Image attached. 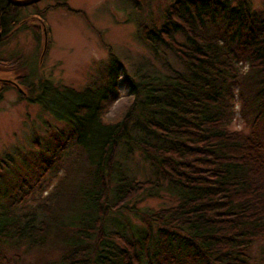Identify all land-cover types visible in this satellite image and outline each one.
Wrapping results in <instances>:
<instances>
[{
  "label": "trees",
  "instance_id": "1",
  "mask_svg": "<svg viewBox=\"0 0 264 264\" xmlns=\"http://www.w3.org/2000/svg\"><path fill=\"white\" fill-rule=\"evenodd\" d=\"M60 6L72 9L33 4L31 14L44 22L35 26L21 14L26 6L0 0V45L22 28L39 34L48 10ZM139 31L183 68L135 78L114 59L99 89L43 87L40 102L47 88L68 116L55 110L57 119L77 128L57 136L34 182L23 178L0 192V264H264V8L176 0L160 24L141 22ZM14 56H0L9 63L2 69L24 65ZM120 78L133 100L112 121L105 114ZM16 80L27 95L0 83V97L13 88L33 99L30 79ZM236 88L249 132L231 126ZM164 192L166 206L136 204Z\"/></svg>",
  "mask_w": 264,
  "mask_h": 264
},
{
  "label": "rangeland",
  "instance_id": "2",
  "mask_svg": "<svg viewBox=\"0 0 264 264\" xmlns=\"http://www.w3.org/2000/svg\"><path fill=\"white\" fill-rule=\"evenodd\" d=\"M174 1L176 0L40 1L42 8L57 2H67L72 9L60 6L61 8L48 10L46 18L50 35L46 27L39 34L32 28H22L14 37L0 45V56L13 55L15 58L14 55H20L19 61L28 65L18 71L0 69V77L16 80L17 77L26 75L35 88L31 96L33 99L23 97L13 88L6 90L0 97V168L5 165L9 167L6 171L0 170V192L18 185L23 178L34 182L39 176V169L50 158L47 150L57 145V136H68L77 128L74 121L57 119V112L60 113L62 106L58 102L54 103L53 95L48 97L52 92L47 88V92H44L47 99L43 100L44 103L40 102L43 87L48 85L64 91L71 89L81 92L89 87L99 89L110 68L116 67L114 59H118L135 78H139L141 73H168L172 68H183L180 59L167 47H164L165 55L156 54L139 31L141 22L154 21L160 24L165 8ZM248 2L254 13L263 12L264 0ZM234 5L236 4L233 3L232 6ZM28 8L21 14L34 11L32 6ZM31 18L24 17L27 20H32ZM240 67V71H243V67ZM28 69L35 74L34 77ZM37 77H40L39 80ZM119 84L118 97L105 114L112 121L118 119L133 100L128 89L121 85V78ZM234 92L233 103H241L237 88ZM232 116L233 128L251 131L252 118L244 115L242 103L240 112L237 114L233 111ZM263 127L264 122L261 121L258 127L260 132ZM133 159V165H141L139 156H134ZM142 172L147 173L146 170ZM50 174L46 172L42 181L47 182ZM38 190L39 187L35 191L38 193ZM0 198H3L2 195ZM170 200L171 197L166 192L161 197L144 194L136 204L142 208H158L166 206ZM254 256L258 257L257 251Z\"/></svg>",
  "mask_w": 264,
  "mask_h": 264
},
{
  "label": "flooded vegetation",
  "instance_id": "3",
  "mask_svg": "<svg viewBox=\"0 0 264 264\" xmlns=\"http://www.w3.org/2000/svg\"><path fill=\"white\" fill-rule=\"evenodd\" d=\"M9 1V0H8ZM40 1L41 0H39L38 2H36V3H38V6L40 7V8H42V6L39 4L40 3ZM10 2V1H9ZM33 4H35V3H33ZM33 4H29V5H25L26 7H27V9H29L28 7H30V6H32ZM61 8V7H60ZM59 9V8H58ZM26 10V9H25ZM32 12H35V10L34 11H32ZM31 12V13H32ZM31 13H27L26 15L30 18V17H32L31 19L32 20H30V22H31V24H36V25H43L44 24V22H42V21H40L39 20V15L38 14H31ZM25 14L23 15L24 17H27ZM47 15H48V13L46 14V17H47ZM44 26V25H43ZM1 38H2V32L0 31V40H1ZM8 61H6V60H0V69H2V67L3 68H6V67H8ZM27 66V64H25L24 63V65H22V63H18L17 65H15L14 67H12V65H11V67L12 68H10V69H14V70H16V71H18V70H23L25 67ZM4 70V69H3ZM26 70V69H25ZM28 71H29V69H28ZM26 73H29V72H27V70L25 71Z\"/></svg>",
  "mask_w": 264,
  "mask_h": 264
},
{
  "label": "water",
  "instance_id": "4",
  "mask_svg": "<svg viewBox=\"0 0 264 264\" xmlns=\"http://www.w3.org/2000/svg\"><path fill=\"white\" fill-rule=\"evenodd\" d=\"M11 3H13L14 5H18V6H25L28 4H32V3H36L39 0H9ZM46 38H47V34H46ZM47 42V39L45 40V44ZM44 55V54H43ZM43 55L41 56V58L43 57ZM0 83H8V84H12L15 87H17L24 95H27V91L24 89V87L18 83V81L13 80V79H5L4 77L1 78L0 77ZM1 86V85H0Z\"/></svg>",
  "mask_w": 264,
  "mask_h": 264
},
{
  "label": "clouds",
  "instance_id": "5",
  "mask_svg": "<svg viewBox=\"0 0 264 264\" xmlns=\"http://www.w3.org/2000/svg\"><path fill=\"white\" fill-rule=\"evenodd\" d=\"M248 70H249V66L245 63L244 67H243V72L247 73ZM240 110H241V103H239V102L235 103L233 111L238 114L240 112Z\"/></svg>",
  "mask_w": 264,
  "mask_h": 264
}]
</instances>
